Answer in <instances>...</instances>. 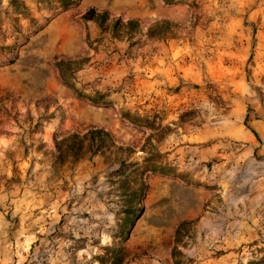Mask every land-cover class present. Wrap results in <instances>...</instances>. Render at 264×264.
<instances>
[{"label":"rangeland","instance_id":"1","mask_svg":"<svg viewBox=\"0 0 264 264\" xmlns=\"http://www.w3.org/2000/svg\"><path fill=\"white\" fill-rule=\"evenodd\" d=\"M88 7L137 31L115 38L81 19ZM59 59L79 61L72 86ZM242 114L264 144V0H0V264H173L172 247L181 264H264L262 168L233 136ZM90 127L132 165L53 166L54 140ZM133 167L147 188L118 234Z\"/></svg>","mask_w":264,"mask_h":264},{"label":"trees","instance_id":"2","mask_svg":"<svg viewBox=\"0 0 264 264\" xmlns=\"http://www.w3.org/2000/svg\"><path fill=\"white\" fill-rule=\"evenodd\" d=\"M58 7L61 9H67L75 6L79 0H54ZM165 3H171L178 0H163ZM10 3H17V0H10ZM81 19L84 21H93L100 30H109L111 36L119 38L123 34H132L137 31L136 19H127L121 21L119 18L111 20L107 23L108 14L105 10L97 11L93 7H88L81 15ZM165 26H168L167 22H162ZM156 28V27H155ZM153 31V32H152ZM156 33L154 28H148L147 34L152 35ZM79 61L61 60L55 62L58 69L60 79L69 86L72 83L67 79V70H71L70 65L77 64ZM73 69V68H72ZM77 91V90H75ZM94 96L88 99L93 102H103V93L95 92ZM79 95L85 96L83 92L78 91ZM121 117L133 125H143L149 128L153 127L151 121L146 117H140L137 115H131L128 112H122ZM245 120V119H244ZM127 153L129 148L117 144L113 136L103 128L90 127L83 133L69 132L60 138L54 140L51 164L53 166L62 165L66 162L76 161L85 155H102L109 160H115L124 166H131L132 163H124V159L118 157L119 152ZM161 170L160 167L155 168ZM138 174V175H137ZM132 180H129L130 178ZM131 181V182H129ZM118 185L120 188V208L119 212L122 214L120 217L118 234L123 233L125 229L131 224L132 220L138 215L140 211V199L143 197L146 191V184L140 177V172L136 167H133L128 175L119 178ZM186 221L182 220L175 226L173 236L177 240L181 230L184 229ZM116 261H120L122 258L121 246H118L116 254ZM171 257L173 258V264H181L177 258V250L174 247L171 249Z\"/></svg>","mask_w":264,"mask_h":264},{"label":"crops","instance_id":"3","mask_svg":"<svg viewBox=\"0 0 264 264\" xmlns=\"http://www.w3.org/2000/svg\"><path fill=\"white\" fill-rule=\"evenodd\" d=\"M245 119V120H244ZM256 119H253L255 121ZM248 122L247 116L242 114L240 123H237V128L235 129V137L241 141L240 147L237 151V156L243 161H248L250 164H255L262 168L253 177V184H259L264 181V144H260V132L255 127L247 126ZM231 158V157H229Z\"/></svg>","mask_w":264,"mask_h":264}]
</instances>
